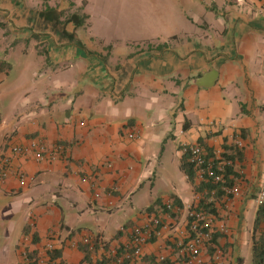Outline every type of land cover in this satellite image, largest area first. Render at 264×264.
<instances>
[{
	"label": "crops",
	"instance_id": "obj_1",
	"mask_svg": "<svg viewBox=\"0 0 264 264\" xmlns=\"http://www.w3.org/2000/svg\"><path fill=\"white\" fill-rule=\"evenodd\" d=\"M110 5L118 21L112 35L94 24L110 21V12L96 9ZM30 139L44 142V159L11 152ZM184 143H199L210 156L241 151L230 174L240 196L214 203L228 226L214 238L221 258L212 248L203 258L252 264L253 240L264 230L256 225L264 0H0V159L7 156L9 169L0 182V264H25L22 244L40 253L50 241L69 264L105 260L128 241L122 225L164 217L170 199L182 207L173 219L182 226L204 192L181 169ZM169 163L180 170L178 181L156 191ZM171 233L145 246L144 264L161 254L166 264H183ZM85 237L96 247L88 256Z\"/></svg>",
	"mask_w": 264,
	"mask_h": 264
},
{
	"label": "built area",
	"instance_id": "obj_2",
	"mask_svg": "<svg viewBox=\"0 0 264 264\" xmlns=\"http://www.w3.org/2000/svg\"><path fill=\"white\" fill-rule=\"evenodd\" d=\"M129 137L135 136L130 134ZM235 146L238 149L243 148L240 137L236 138ZM10 149L14 154H31L37 160L44 159L47 154L46 145L39 139H30L25 144L12 145ZM181 150L204 189V192L195 194L193 203L186 210L184 224L180 226L179 219L176 222L173 221L174 217L180 214L182 207L175 200L170 199L163 206L166 213L164 217L148 215L144 223L122 225L120 230L127 234L128 241L119 249H113L105 260L100 258L89 264H144L145 246L154 239L162 237L164 230L172 232L168 242L174 247L183 264H204L203 252L206 248L214 249L215 260H220L222 252L215 245L214 238L216 233L226 234L228 226L220 212L215 210L214 203L216 198H220L228 206L241 194L239 185L231 180L229 167L232 166V159L222 148L216 149L210 156L206 148L199 143H184ZM7 164V156L2 157L0 182L4 181L9 174ZM17 175L21 184L27 183L28 176L25 172L18 171ZM257 201L259 204L264 202V182L259 190ZM83 242L89 251L95 250V242L91 237L83 238ZM21 248L25 264H69L60 260L59 257H54L56 246L53 241L34 256H31V250L26 244H22ZM165 260V255H157L151 264H162Z\"/></svg>",
	"mask_w": 264,
	"mask_h": 264
},
{
	"label": "rangeland",
	"instance_id": "obj_3",
	"mask_svg": "<svg viewBox=\"0 0 264 264\" xmlns=\"http://www.w3.org/2000/svg\"><path fill=\"white\" fill-rule=\"evenodd\" d=\"M113 6H100V7H97L96 9L99 10L101 12H110V15H109V20L108 22H106L107 20H97L94 22V24L96 25H100V26H105V29L106 31H109L110 35L113 34V31L114 29H117L116 25L118 23L117 19L113 18L111 16V12L113 11ZM96 10V12H98ZM150 41H143L142 43H139V44H146V43H149ZM120 46V44L118 45ZM172 145L170 141H168V144H167V147H166V154L167 156H172L173 155V148L170 146ZM161 151L163 152V149H161ZM176 173V174H175ZM178 174L180 175V170L178 169L177 165H174L172 163H169V167H167V171L166 172H162L157 178H156V191L160 190V189H163L165 191H168L170 189V186H171V180L173 181H178L177 180V177ZM148 189V186L146 187Z\"/></svg>",
	"mask_w": 264,
	"mask_h": 264
},
{
	"label": "trees",
	"instance_id": "obj_4",
	"mask_svg": "<svg viewBox=\"0 0 264 264\" xmlns=\"http://www.w3.org/2000/svg\"><path fill=\"white\" fill-rule=\"evenodd\" d=\"M236 154L240 156L241 155V151L236 149ZM234 155V154H233ZM232 154L228 155V157L230 159H234V156ZM181 169L182 171L189 177L190 181H193L195 178V171L193 170L192 166L186 161V159H184L182 161L181 164ZM229 172L231 174V172H234V166H230L229 167ZM232 180V179H231ZM264 220V202L262 204L259 205L258 208V213H257V218H256V225H259L263 222ZM91 251L87 250V256L89 255ZM252 252H253V262L252 264H264V230L261 233L260 237L258 239L253 240V246H252ZM31 256H34L35 254H37V252L35 250H31L30 252ZM54 257H56L58 255V253L54 252ZM168 263L167 261L164 262L163 264Z\"/></svg>",
	"mask_w": 264,
	"mask_h": 264
},
{
	"label": "water",
	"instance_id": "obj_5",
	"mask_svg": "<svg viewBox=\"0 0 264 264\" xmlns=\"http://www.w3.org/2000/svg\"><path fill=\"white\" fill-rule=\"evenodd\" d=\"M215 81H216V76L214 77L212 76L209 85L206 86H212L215 83Z\"/></svg>",
	"mask_w": 264,
	"mask_h": 264
}]
</instances>
